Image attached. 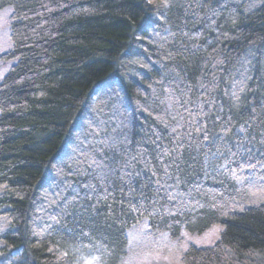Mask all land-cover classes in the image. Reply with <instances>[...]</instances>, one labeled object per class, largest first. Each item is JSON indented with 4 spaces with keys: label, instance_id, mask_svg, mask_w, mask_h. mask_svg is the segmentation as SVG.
Segmentation results:
<instances>
[{
    "label": "trees",
    "instance_id": "16d2710c",
    "mask_svg": "<svg viewBox=\"0 0 264 264\" xmlns=\"http://www.w3.org/2000/svg\"><path fill=\"white\" fill-rule=\"evenodd\" d=\"M0 264H121L128 230H223L264 264V0H0Z\"/></svg>",
    "mask_w": 264,
    "mask_h": 264
},
{
    "label": "rangeland",
    "instance_id": "374dc122",
    "mask_svg": "<svg viewBox=\"0 0 264 264\" xmlns=\"http://www.w3.org/2000/svg\"><path fill=\"white\" fill-rule=\"evenodd\" d=\"M12 16V6L0 10V84L17 61L16 58L4 57L13 50ZM222 230L221 225H214L202 234L184 231L181 237L174 239L168 233L152 234L147 219H144L128 230V246L121 264H183V256L190 245L212 246L218 241ZM69 253L73 256L74 264H105L103 256L95 249L77 247Z\"/></svg>",
    "mask_w": 264,
    "mask_h": 264
}]
</instances>
